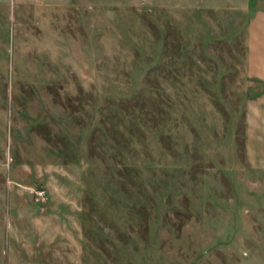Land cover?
<instances>
[{"label":"rangeland","instance_id":"rangeland-1","mask_svg":"<svg viewBox=\"0 0 264 264\" xmlns=\"http://www.w3.org/2000/svg\"><path fill=\"white\" fill-rule=\"evenodd\" d=\"M263 5L0 0V264H264Z\"/></svg>","mask_w":264,"mask_h":264},{"label":"crops","instance_id":"crops-1","mask_svg":"<svg viewBox=\"0 0 264 264\" xmlns=\"http://www.w3.org/2000/svg\"><path fill=\"white\" fill-rule=\"evenodd\" d=\"M247 18L243 71L262 88L246 101L243 151L250 167L264 170V5L254 6Z\"/></svg>","mask_w":264,"mask_h":264},{"label":"built area","instance_id":"built-area-1","mask_svg":"<svg viewBox=\"0 0 264 264\" xmlns=\"http://www.w3.org/2000/svg\"><path fill=\"white\" fill-rule=\"evenodd\" d=\"M9 1H10V3L14 2V0H9ZM30 1H39V0H30Z\"/></svg>","mask_w":264,"mask_h":264}]
</instances>
